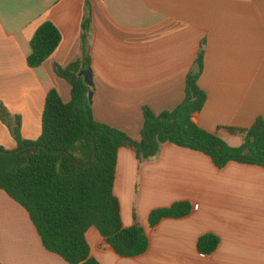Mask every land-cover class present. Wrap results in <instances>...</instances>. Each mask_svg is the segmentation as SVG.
<instances>
[{
	"label": "crops",
	"instance_id": "obj_1",
	"mask_svg": "<svg viewBox=\"0 0 264 264\" xmlns=\"http://www.w3.org/2000/svg\"><path fill=\"white\" fill-rule=\"evenodd\" d=\"M86 16L91 108L98 122L139 141L142 107L159 114L183 100L185 77L202 42L198 84L207 98L193 121L226 141L237 136L227 127L246 128L257 117L264 119V0H0V106L20 117L22 138L39 137L51 88L64 102L70 100V85L54 67L80 55ZM45 21L56 26L61 40L32 68L26 61L29 42ZM237 137L242 143L243 137ZM0 146L16 148L1 119ZM113 191L123 226L141 225L148 248L138 256H119L90 227V256L100 264H264L260 165L229 161L219 168L203 152L172 143L140 161L134 150L122 146ZM178 201L191 203L190 214L148 225L152 210ZM207 233L219 243L201 254L197 240ZM0 264H68L43 247L27 211L1 189Z\"/></svg>",
	"mask_w": 264,
	"mask_h": 264
},
{
	"label": "trees",
	"instance_id": "obj_2",
	"mask_svg": "<svg viewBox=\"0 0 264 264\" xmlns=\"http://www.w3.org/2000/svg\"><path fill=\"white\" fill-rule=\"evenodd\" d=\"M81 29L80 55L66 66L54 67L56 74L70 85L71 98L64 102L56 89L47 92L37 139L22 138L20 117H11L0 106V119L8 125L16 142L13 150L0 146V189L27 211L47 251L68 264H100L90 256L86 240L90 227H95L119 256H138L148 248L141 225L122 224L120 204L113 191L120 147L134 150L140 161L156 156L163 144L172 143L203 152L219 168L229 161L264 167V119L257 117L246 128H226L231 135L243 137L239 146L229 145L217 133L193 121L207 98L198 84L204 67L202 42L185 77L183 100L172 110L159 114L143 106L140 140H134L93 117L88 102L90 86L79 74L90 69L91 63L88 16L84 17ZM60 40L56 26L50 21L43 22L30 39L27 65L40 66ZM191 210L188 201L156 208L148 216V225L153 227L164 218L187 216ZM218 243L216 235L207 233L198 238L197 250L209 254Z\"/></svg>",
	"mask_w": 264,
	"mask_h": 264
},
{
	"label": "water",
	"instance_id": "obj_3",
	"mask_svg": "<svg viewBox=\"0 0 264 264\" xmlns=\"http://www.w3.org/2000/svg\"><path fill=\"white\" fill-rule=\"evenodd\" d=\"M82 77H83V80L85 82V84H87L88 86H92V73H91V70L90 69H84L82 71H80L79 73ZM92 95H93V92L92 90H89L88 92V102L91 103L92 102Z\"/></svg>",
	"mask_w": 264,
	"mask_h": 264
},
{
	"label": "rangeland",
	"instance_id": "obj_4",
	"mask_svg": "<svg viewBox=\"0 0 264 264\" xmlns=\"http://www.w3.org/2000/svg\"><path fill=\"white\" fill-rule=\"evenodd\" d=\"M241 140L242 138L237 137V136H228L226 138L227 143L231 146H239L241 143Z\"/></svg>",
	"mask_w": 264,
	"mask_h": 264
}]
</instances>
